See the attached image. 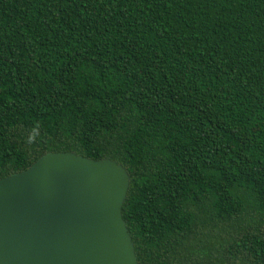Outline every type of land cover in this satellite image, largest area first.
<instances>
[{"label":"trees","instance_id":"trees-1","mask_svg":"<svg viewBox=\"0 0 264 264\" xmlns=\"http://www.w3.org/2000/svg\"><path fill=\"white\" fill-rule=\"evenodd\" d=\"M50 152L125 169L137 264H264V0H0V179Z\"/></svg>","mask_w":264,"mask_h":264},{"label":"water","instance_id":"water-1","mask_svg":"<svg viewBox=\"0 0 264 264\" xmlns=\"http://www.w3.org/2000/svg\"><path fill=\"white\" fill-rule=\"evenodd\" d=\"M114 160L50 152L0 179V264H137Z\"/></svg>","mask_w":264,"mask_h":264}]
</instances>
